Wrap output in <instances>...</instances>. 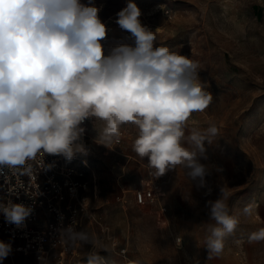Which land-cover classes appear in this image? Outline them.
I'll return each mask as SVG.
<instances>
[{"label": "clouds", "instance_id": "clouds-1", "mask_svg": "<svg viewBox=\"0 0 264 264\" xmlns=\"http://www.w3.org/2000/svg\"><path fill=\"white\" fill-rule=\"evenodd\" d=\"M100 10L96 0H0V175L31 180L37 174L32 162L45 154L68 161L87 155L82 124L91 119L94 143L109 148L119 143L124 126L133 125L132 150L147 158L151 176L182 167L210 196V169L201 159H207L206 145L219 130L214 123L203 130L189 127L192 114L212 101L198 62L157 46L135 0H127L115 19L132 43L106 49L109 28ZM219 191L218 198L205 202L209 220L215 221L205 239L208 259L223 253L226 238L241 222L240 215L229 212V192ZM87 201L82 203L86 216ZM32 212L23 203L0 201V213L10 224H24ZM253 212L252 204L241 210L245 218ZM61 235L92 246L87 264H112L99 254L107 247L96 237L70 226ZM248 239L264 241V228ZM10 252L11 244L0 241V264Z\"/></svg>", "mask_w": 264, "mask_h": 264}, {"label": "rangeland", "instance_id": "rangeland-1", "mask_svg": "<svg viewBox=\"0 0 264 264\" xmlns=\"http://www.w3.org/2000/svg\"><path fill=\"white\" fill-rule=\"evenodd\" d=\"M126 3L96 0L100 18L109 28L106 49L132 43L115 23L116 13ZM135 3L141 9V22L155 31L157 46L198 62L200 78L212 94L209 107L193 113L189 120L190 128L203 130L214 123L219 130L213 144L206 145L207 159H201L210 169L206 180L212 192L206 196V189H197L186 170L177 167L160 176L161 204L137 205L133 193L142 185L147 158L141 159L132 150L137 130L129 124V139L118 152L86 143L88 154L77 157L90 179L93 208V216L77 232H86L105 245L107 251L99 254L112 264L123 247L130 260L141 264H264V241L249 243L248 239L264 228V0ZM89 132L96 137L93 121ZM220 187L230 194V214L240 215L241 222L226 238L223 253L208 259L205 239L209 224L215 221L209 220L205 202L218 198ZM118 193L127 196V205L117 202ZM248 204L254 212L245 218L241 210ZM160 205L168 208L166 214ZM173 232L184 237L183 249L176 248ZM91 247L79 242V256L73 264H87ZM17 260L33 264L16 254L2 264Z\"/></svg>", "mask_w": 264, "mask_h": 264}, {"label": "built area", "instance_id": "built-area-1", "mask_svg": "<svg viewBox=\"0 0 264 264\" xmlns=\"http://www.w3.org/2000/svg\"><path fill=\"white\" fill-rule=\"evenodd\" d=\"M92 120L88 119L82 127L85 132L81 142L94 145V138L89 132ZM126 126L121 129L119 143L109 145L108 150L118 152V149L129 139ZM68 161L63 156L45 154L44 158L33 161V168L37 171L31 180L27 176L7 173V180L0 175V201L11 199L14 203H23L33 208L32 214L24 224L17 226L6 222L0 213V241L11 244L8 256L21 254L32 258L38 264H73L74 258L79 256V242H71L61 235V230L70 226L78 231L87 219L93 216L90 179L87 172L77 162V157ZM45 167L41 168L43 166ZM50 166V167H48ZM163 181L160 177L146 175L142 185L133 193L137 205L161 204ZM87 199L90 215H85L82 209L83 201ZM116 200L122 206L129 203L124 193H118ZM166 214L168 208L160 205ZM177 249H183L185 240L178 232L172 233ZM115 264H128L127 248L119 249ZM103 256V255H101ZM13 264H22L14 261Z\"/></svg>", "mask_w": 264, "mask_h": 264}, {"label": "crops", "instance_id": "crops-1", "mask_svg": "<svg viewBox=\"0 0 264 264\" xmlns=\"http://www.w3.org/2000/svg\"><path fill=\"white\" fill-rule=\"evenodd\" d=\"M16 256H20L24 261H26V260H30L31 262L30 263H35V264H38L37 262H35L32 258H29V257H24L23 255H21V254H19V253H17L16 254ZM18 258V257H17ZM5 259H7V258H5ZM17 262H21V263H23L22 261H20V260H17Z\"/></svg>", "mask_w": 264, "mask_h": 264}]
</instances>
